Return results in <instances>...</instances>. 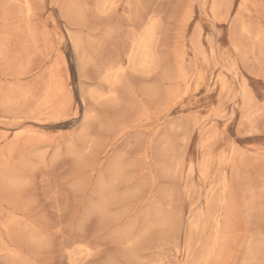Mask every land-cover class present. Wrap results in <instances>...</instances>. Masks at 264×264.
Listing matches in <instances>:
<instances>
[{"label":"rangeland","instance_id":"1","mask_svg":"<svg viewBox=\"0 0 264 264\" xmlns=\"http://www.w3.org/2000/svg\"><path fill=\"white\" fill-rule=\"evenodd\" d=\"M0 264H264V0H0Z\"/></svg>","mask_w":264,"mask_h":264},{"label":"bare ground","instance_id":"2","mask_svg":"<svg viewBox=\"0 0 264 264\" xmlns=\"http://www.w3.org/2000/svg\"><path fill=\"white\" fill-rule=\"evenodd\" d=\"M188 18H189V17H188ZM151 24H152V23H151ZM151 27H152V26H151ZM199 46H200V44H199ZM139 49H140V48H139ZM145 51H146V50H145ZM146 52H147V51H146ZM131 55H132V54H131ZM131 55H130V56H131ZM141 55H143V54H141ZM151 56H152V54H151ZM133 57H134V56H133ZM142 57H143V56H142ZM152 57H153V56H152ZM130 59H131V58H130ZM132 59H133V58H132ZM149 60H150V59H149ZM149 60L147 59V61H149ZM147 61H146V62H147ZM143 62H144V61H143ZM146 62H145V63H146ZM145 63H143V64H145ZM132 64H133V63H132ZM133 65H134V64H133ZM140 67H141V66H140ZM143 67H144V66H143ZM142 70H143V69H142ZM124 71H125V70H124ZM111 73H112V72H111ZM104 76H105V75H104ZM110 76H111V75H110ZM182 76L184 77V75H182ZM106 77H107V76H106ZM114 77H115V76H114ZM208 165H209V164H208ZM202 167H204V166H202ZM204 168H205V167H204ZM207 170H208V168H207ZM206 173H207V172H206ZM204 177H205V176H204Z\"/></svg>","mask_w":264,"mask_h":264}]
</instances>
